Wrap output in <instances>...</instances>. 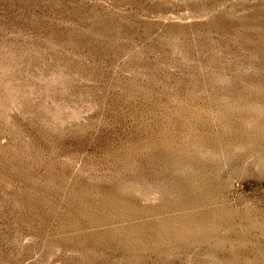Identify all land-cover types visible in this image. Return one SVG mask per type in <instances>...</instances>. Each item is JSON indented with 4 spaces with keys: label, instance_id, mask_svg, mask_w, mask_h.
I'll return each instance as SVG.
<instances>
[{
    "label": "rangeland",
    "instance_id": "rangeland-1",
    "mask_svg": "<svg viewBox=\"0 0 264 264\" xmlns=\"http://www.w3.org/2000/svg\"><path fill=\"white\" fill-rule=\"evenodd\" d=\"M0 264H264V0H0Z\"/></svg>",
    "mask_w": 264,
    "mask_h": 264
}]
</instances>
